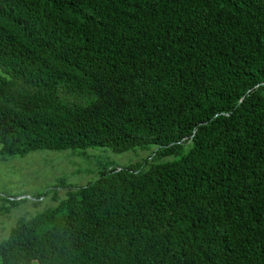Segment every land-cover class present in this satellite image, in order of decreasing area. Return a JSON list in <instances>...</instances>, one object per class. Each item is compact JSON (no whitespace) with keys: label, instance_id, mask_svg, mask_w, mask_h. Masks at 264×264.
<instances>
[{"label":"trees","instance_id":"obj_1","mask_svg":"<svg viewBox=\"0 0 264 264\" xmlns=\"http://www.w3.org/2000/svg\"><path fill=\"white\" fill-rule=\"evenodd\" d=\"M148 147L0 264H264V0H0V157Z\"/></svg>","mask_w":264,"mask_h":264},{"label":"rangeland","instance_id":"obj_2","mask_svg":"<svg viewBox=\"0 0 264 264\" xmlns=\"http://www.w3.org/2000/svg\"><path fill=\"white\" fill-rule=\"evenodd\" d=\"M153 149L138 148L114 153L108 148L62 152L35 151L23 157H0V239L6 238L20 219L54 207L69 186L95 179L104 167L140 163ZM47 189H55L38 199Z\"/></svg>","mask_w":264,"mask_h":264}]
</instances>
